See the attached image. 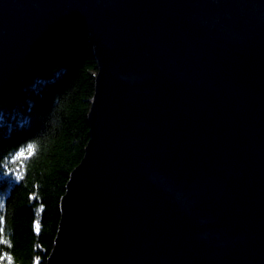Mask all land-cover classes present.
Listing matches in <instances>:
<instances>
[{"label":"water","instance_id":"water-1","mask_svg":"<svg viewBox=\"0 0 264 264\" xmlns=\"http://www.w3.org/2000/svg\"><path fill=\"white\" fill-rule=\"evenodd\" d=\"M87 36L48 264H264V0H0V101Z\"/></svg>","mask_w":264,"mask_h":264},{"label":"trees","instance_id":"trees-1","mask_svg":"<svg viewBox=\"0 0 264 264\" xmlns=\"http://www.w3.org/2000/svg\"><path fill=\"white\" fill-rule=\"evenodd\" d=\"M98 73L90 37H82L59 55L39 62L0 101V203L4 205L0 215L5 241L0 243L4 257L0 264H9V256L11 264H35L37 258L39 264H48L60 227L62 198L90 139L88 117ZM17 175L23 179L16 180ZM37 219L39 235L33 231Z\"/></svg>","mask_w":264,"mask_h":264},{"label":"snow or ice","instance_id":"snow-or-ice-1","mask_svg":"<svg viewBox=\"0 0 264 264\" xmlns=\"http://www.w3.org/2000/svg\"><path fill=\"white\" fill-rule=\"evenodd\" d=\"M33 151H34V146L31 145V144L28 145V147H27V153H28L29 156L32 155ZM19 155L23 156L24 153L22 152ZM21 179H23V177L21 175H17L16 176V180H21ZM31 199L35 200L36 199V196L33 195L31 197ZM2 207H4V205L2 203H0V208H2ZM42 211H43V206L41 205L40 209H38L37 212H36V216L39 217V215L41 214ZM33 231L37 235L40 234V232H41V223H40L39 219H37V220L34 221ZM3 232H4V217L2 215H0V243H5V241L2 238ZM2 259H4V257H0V260H2ZM11 259L12 258L9 256L8 257L9 264H11ZM35 264H39V258L36 259Z\"/></svg>","mask_w":264,"mask_h":264}]
</instances>
